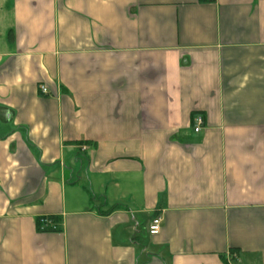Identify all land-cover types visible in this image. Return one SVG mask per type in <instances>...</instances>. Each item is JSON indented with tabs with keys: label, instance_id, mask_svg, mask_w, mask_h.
Here are the masks:
<instances>
[{
	"label": "crops",
	"instance_id": "obj_1",
	"mask_svg": "<svg viewBox=\"0 0 264 264\" xmlns=\"http://www.w3.org/2000/svg\"><path fill=\"white\" fill-rule=\"evenodd\" d=\"M0 264H264V0H0Z\"/></svg>",
	"mask_w": 264,
	"mask_h": 264
},
{
	"label": "built area",
	"instance_id": "obj_2",
	"mask_svg": "<svg viewBox=\"0 0 264 264\" xmlns=\"http://www.w3.org/2000/svg\"><path fill=\"white\" fill-rule=\"evenodd\" d=\"M41 92L42 93H46V89L45 88H41ZM194 132L197 133L200 131L201 129V125H202V118L197 116L195 117L194 120ZM161 218H154L152 219L150 225L148 226V233L150 235H156L158 234V232L160 231V225H161Z\"/></svg>",
	"mask_w": 264,
	"mask_h": 264
},
{
	"label": "trees",
	"instance_id": "obj_3",
	"mask_svg": "<svg viewBox=\"0 0 264 264\" xmlns=\"http://www.w3.org/2000/svg\"><path fill=\"white\" fill-rule=\"evenodd\" d=\"M49 220L51 221V220H54V219L51 218ZM37 223H38L37 224L38 230L45 231V232H47L49 230V228L47 227L48 223L44 222L43 219L37 220Z\"/></svg>",
	"mask_w": 264,
	"mask_h": 264
}]
</instances>
